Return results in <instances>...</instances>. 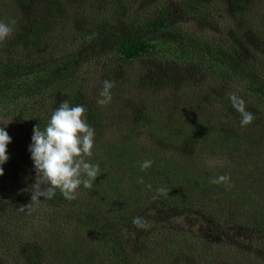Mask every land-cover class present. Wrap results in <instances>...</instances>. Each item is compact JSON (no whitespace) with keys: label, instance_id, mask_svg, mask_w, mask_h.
I'll list each match as a JSON object with an SVG mask.
<instances>
[{"label":"trees","instance_id":"trees-1","mask_svg":"<svg viewBox=\"0 0 264 264\" xmlns=\"http://www.w3.org/2000/svg\"><path fill=\"white\" fill-rule=\"evenodd\" d=\"M30 1L0 0V22L16 21L0 42V111L43 129L63 101L83 105L96 133L85 159L100 172L75 200L57 190L31 204L32 191L4 170L0 255L26 264H214L219 253L211 242L202 252L192 235L172 226L129 243L125 230L156 203L251 235L257 241L230 264H264V0H180V16L167 0H104L97 9L78 3L79 12L50 5L24 24L14 15ZM186 15L202 31L185 29ZM142 61L200 69L206 78L165 85L174 90L169 99L146 86L135 68ZM104 78L114 87L111 102L100 104ZM232 94L253 114L250 125L241 127ZM136 131L164 138V150L192 144L214 162L207 171L176 152L154 155ZM145 161L151 166L142 169ZM221 176L228 179L213 183ZM30 207L51 212L49 235L24 236Z\"/></svg>","mask_w":264,"mask_h":264},{"label":"rangeland","instance_id":"rangeland-1","mask_svg":"<svg viewBox=\"0 0 264 264\" xmlns=\"http://www.w3.org/2000/svg\"><path fill=\"white\" fill-rule=\"evenodd\" d=\"M167 1L169 3V11H172V15L177 14L180 16L175 10L177 3L180 0ZM78 3H80V5L91 6L93 9L104 7L105 5L104 0H31L30 3L17 9L18 11L14 17H16V20L20 18L21 23L28 24L43 16L50 5H56L59 9L64 10L65 12H79L80 7L77 8L78 6H75ZM75 7L76 9H74ZM70 9H73V11ZM183 21L184 22L181 23V25L185 29H188L189 31L193 30L194 32L202 31L199 30L193 17L186 15L184 16ZM206 31L209 30L207 29ZM135 68H137V71L143 76V78H147L146 86L153 85V89H155L156 92L157 89L161 90L165 97L169 99L173 95L171 92H174L171 88L189 82L200 83L202 79L206 78L203 70L196 69V72H194L193 70H187L185 67L170 63L162 66L151 61H142L137 64ZM94 80H96L95 83H98L100 81L99 75L95 76ZM105 80L107 79L104 78V81ZM165 85L171 86V88L167 90ZM127 91L128 90H126L125 93L121 92V96H124V99H126L128 95L129 97L131 95L130 90ZM130 100L138 101L141 99H135V97H133ZM3 126H6V130L12 139V143L8 146L9 160L3 166L4 170L8 178L16 182H21L29 191H32V186L35 183V172L28 148L31 143L33 129L31 128L29 121L25 118H20L19 116H14L13 118L7 117L4 112L0 111V127ZM135 134L137 141L140 142L141 145L144 144L147 146L148 149L153 150L154 155H161L164 154V152H176L180 155L176 158H184L188 161L204 165L203 167L205 168L206 166L207 171L210 170V166L214 162V159L209 157L205 151L197 149L191 143V145L181 143L179 146H175L178 148L164 150V146L162 145V143H164V141H162L164 138L162 139L158 136L149 138L146 132L136 131ZM20 176H23L24 178ZM29 210L31 211L27 219L29 231L24 225H22L26 230L25 235H23L25 237L32 235L43 237L49 235V227L52 225L51 212L43 211L41 209L37 210L36 207H30ZM195 213V211L187 210L175 214V212L170 211L159 204L153 203V205L149 206L142 216L141 221L144 226L139 227L134 224L133 227L126 229L124 233L126 234L129 243L135 244L146 235H149V237L152 238L158 237V235H160V230L165 227L172 226L174 229L180 230L181 232L182 230H185V232L187 231L189 235H192L193 238L198 241L196 244L194 243V245H196L199 250L202 249V252L205 251L202 243L211 242L210 244L216 247L219 256L216 255L211 258L212 263L214 264H230L231 260L238 256L241 251L249 249V247L257 241H252L250 239L251 235L238 234L231 225L219 227L218 225L206 221L205 218ZM151 229L153 230V233H150ZM77 233L80 235L78 229ZM197 237L201 238V240L197 239ZM180 242L185 243L184 240ZM187 244L188 246L193 245L189 241ZM18 261L19 260L17 259L13 260L5 255H0V264H26V261L24 262L22 259L19 262ZM203 261L205 263L207 262L205 260Z\"/></svg>","mask_w":264,"mask_h":264},{"label":"clouds","instance_id":"clouds-1","mask_svg":"<svg viewBox=\"0 0 264 264\" xmlns=\"http://www.w3.org/2000/svg\"><path fill=\"white\" fill-rule=\"evenodd\" d=\"M15 20L10 22L11 25ZM9 23L0 22V42L9 38L13 28ZM114 83L109 80L103 82V99L100 104H107L112 100L111 89ZM234 107L241 113V127L250 125L254 116L246 111L244 101L235 94L230 96ZM95 129L88 123L86 109L83 105H71L67 100L60 103L51 115L47 126L40 125L33 128V135L28 151L33 162L35 183L32 186L31 204L43 203L52 199L56 191L71 201L77 198L81 186L91 189L100 172L99 164H93L85 159L92 157L95 143ZM12 139L6 126L0 127V177L4 175V165L9 160L8 146ZM151 161H145L142 169L151 166ZM225 176L213 180V183L226 181ZM159 191L163 192L164 189ZM41 197L44 201L41 202ZM23 210V208L21 209ZM139 227L144 224L139 217L133 221Z\"/></svg>","mask_w":264,"mask_h":264}]
</instances>
